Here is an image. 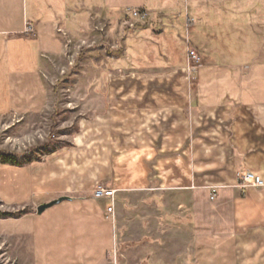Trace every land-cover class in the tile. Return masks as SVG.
<instances>
[{"label":"crops","instance_id":"crops-1","mask_svg":"<svg viewBox=\"0 0 264 264\" xmlns=\"http://www.w3.org/2000/svg\"><path fill=\"white\" fill-rule=\"evenodd\" d=\"M178 1L0 0V116L43 108L51 94L41 73L47 59L66 51L63 34L83 38L98 25L123 47L109 57L124 66L111 76L173 75L171 86L114 81L103 97H93L90 128L74 137L73 150L0 172L6 204L38 207L70 198L11 223L29 241L30 264H110L118 239L131 237L132 221L117 206L115 222L105 219L110 200L89 193L100 183L121 198L151 192L140 193L141 201L152 200L156 213L139 223H154L150 238L162 240L172 228L171 240L193 263L264 264V188L243 189L237 178L246 169L264 181V0L187 7L185 54L167 59L182 36L181 26L169 23L170 15L182 16ZM133 9L140 16L128 13ZM27 23L32 33H25ZM189 50L199 56L193 71ZM120 158L129 165L116 167ZM159 253L148 245L125 251L127 260L139 256L129 264H143L147 255L148 264H158Z\"/></svg>","mask_w":264,"mask_h":264},{"label":"rangeland","instance_id":"rangeland-1","mask_svg":"<svg viewBox=\"0 0 264 264\" xmlns=\"http://www.w3.org/2000/svg\"><path fill=\"white\" fill-rule=\"evenodd\" d=\"M148 1L151 4L154 0ZM239 1L242 0H228L226 7H231L234 2ZM194 4L196 7H201V9L205 6L204 0H190L189 3L188 0H179L174 4L177 8L179 7L178 10H181L182 16L170 15L169 23H176L181 26L182 36L174 42L176 52H173V54L169 52V55L165 54L164 58L178 60L181 58L182 53L185 54L188 41L186 32L187 14L185 11L187 7L193 10ZM190 17L193 19L198 16L191 14ZM63 38L66 51L53 60L47 59L41 73L45 87L51 94L47 104L37 111H32L33 113H13L0 116V172L5 170L4 173L8 175L12 172L11 166H14L3 163L4 155H15L22 164H27L25 166L31 168V162H35V166L41 165L52 151L60 149L73 150V147L76 146L74 137L82 133L81 129L83 131L90 128L89 120L92 112L93 97H97V93H103V89L112 86L115 82L116 85L125 86H151L156 85V81L163 82L165 86L173 85L171 81L172 74L139 78V74L136 73L123 79L111 76L110 73L113 71L117 72V68L124 66L113 59H109V57L111 58L114 53L121 55L123 47L119 43L114 46L108 37L107 31L100 25L87 30L83 38L75 36L69 39L65 34H63ZM150 42L147 40L146 44V41H144L145 46L151 45ZM152 44L154 46L158 45L159 48V41L158 43L154 41ZM187 69L193 71L189 68ZM101 97H103L102 94ZM86 150L89 152L91 148L89 147ZM86 154L90 155V153ZM82 160L84 162L91 161L90 159ZM101 161L103 160L101 159ZM115 164L116 167L122 168V166L129 165V160L116 159ZM103 185L109 187L105 183ZM109 188L116 191L114 215L115 207L117 206L121 217L123 218L122 215L126 212L132 221L131 226L126 227L128 231H132V233L130 232L131 237L126 239L119 238L115 245L117 264H129L127 263L128 260L131 263H137L139 256L134 255L131 258L128 257L127 260L125 251L129 247L138 248L143 245L160 250L158 264H197L193 263L186 253L183 252L186 249L182 244L178 243L175 246L174 240H171L173 239L172 228L166 227L164 234H166L165 232L169 233L164 236L163 240L150 238L155 236L154 223L143 224L142 222L146 217L154 218L156 211L154 203L151 202L152 200H149L150 203L148 204L146 203L147 199L142 201L141 199L151 192L135 191L129 198H121L115 188ZM94 189L89 192L92 197H94ZM140 193L145 195L141 196ZM110 205L111 203L109 202L108 207ZM31 210L36 212L37 207L29 206L28 204H6L0 197V264H30L32 255L29 241L26 237L20 238V235L14 232V227L11 223L15 219L22 218ZM128 210L130 211L128 212ZM105 219L107 218L105 217ZM107 220L115 222L114 216ZM140 221L142 222L139 223ZM176 249H179V254H175ZM146 257L148 258L144 260L143 264H148L149 259L153 256L147 255ZM108 259L109 263L113 264V256L110 253L108 254Z\"/></svg>","mask_w":264,"mask_h":264},{"label":"built area","instance_id":"built-area-1","mask_svg":"<svg viewBox=\"0 0 264 264\" xmlns=\"http://www.w3.org/2000/svg\"><path fill=\"white\" fill-rule=\"evenodd\" d=\"M128 13L132 14L133 16H140V12L137 9L128 10ZM142 16L144 17L146 16V14L144 13L142 14ZM32 32H33L32 24L27 23L25 33H32ZM188 55H189L188 68L194 70L199 64V56L194 50H189ZM237 178L243 189H247L249 187L264 188V181L262 180V178L260 176L255 175L253 172L249 170L242 169L237 173ZM216 194H217V189L214 187L212 189L211 197L215 198ZM94 196L96 198H108L110 200L111 205L108 207L105 217L107 219H111L114 216V203L116 200V191L100 183L94 189ZM110 255L113 256V264H117L116 247H113L112 251L110 252Z\"/></svg>","mask_w":264,"mask_h":264},{"label":"water","instance_id":"water-1","mask_svg":"<svg viewBox=\"0 0 264 264\" xmlns=\"http://www.w3.org/2000/svg\"><path fill=\"white\" fill-rule=\"evenodd\" d=\"M66 199H70V198L67 197V196H62V197H59V198H57V199H55V200H52V201H50V202L43 203V204H41V205H39V206L37 207V213H38V214H41V213H43L47 208H49V207H51V206H53V205H55V204H58V203L62 202L63 200H66Z\"/></svg>","mask_w":264,"mask_h":264},{"label":"trees","instance_id":"trees-1","mask_svg":"<svg viewBox=\"0 0 264 264\" xmlns=\"http://www.w3.org/2000/svg\"><path fill=\"white\" fill-rule=\"evenodd\" d=\"M3 163L12 164V165H23L15 155H11V154L4 155ZM6 214L11 215L10 213H6Z\"/></svg>","mask_w":264,"mask_h":264},{"label":"bare ground","instance_id":"bare-ground-1","mask_svg":"<svg viewBox=\"0 0 264 264\" xmlns=\"http://www.w3.org/2000/svg\"><path fill=\"white\" fill-rule=\"evenodd\" d=\"M211 195H212V193H211ZM217 195V194H216ZM216 197V196H215Z\"/></svg>","mask_w":264,"mask_h":264}]
</instances>
